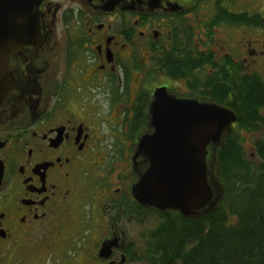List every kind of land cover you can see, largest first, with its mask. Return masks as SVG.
I'll list each match as a JSON object with an SVG mask.
<instances>
[{
  "label": "flooded vegetation",
  "instance_id": "obj_1",
  "mask_svg": "<svg viewBox=\"0 0 264 264\" xmlns=\"http://www.w3.org/2000/svg\"><path fill=\"white\" fill-rule=\"evenodd\" d=\"M21 27L0 55V264H181L166 232L224 192L187 218L141 205L138 143L177 123L170 102L216 106L235 120L206 165L228 140L261 165L264 0H0V29Z\"/></svg>",
  "mask_w": 264,
  "mask_h": 264
},
{
  "label": "water",
  "instance_id": "obj_2",
  "mask_svg": "<svg viewBox=\"0 0 264 264\" xmlns=\"http://www.w3.org/2000/svg\"><path fill=\"white\" fill-rule=\"evenodd\" d=\"M39 1L31 0V6ZM0 32L3 34L0 55L5 56L6 66L10 52L29 43L34 31L21 27L0 29ZM154 107H159L157 101ZM158 112L160 118L177 123L154 125L153 133L139 140L138 151L144 154L149 166L132 189L135 200L160 211H177L186 218L195 216L212 200L215 208L223 188L214 175L215 157L213 164L206 165V147L215 150L221 144L223 133L235 120L234 115L216 106L196 107L176 101Z\"/></svg>",
  "mask_w": 264,
  "mask_h": 264
},
{
  "label": "trees",
  "instance_id": "obj_3",
  "mask_svg": "<svg viewBox=\"0 0 264 264\" xmlns=\"http://www.w3.org/2000/svg\"><path fill=\"white\" fill-rule=\"evenodd\" d=\"M246 93L252 107L262 104L255 90ZM261 157L255 168L237 141L220 148L216 176L224 195L217 209L166 232L164 245L181 264H264V152Z\"/></svg>",
  "mask_w": 264,
  "mask_h": 264
},
{
  "label": "rangeland",
  "instance_id": "obj_4",
  "mask_svg": "<svg viewBox=\"0 0 264 264\" xmlns=\"http://www.w3.org/2000/svg\"><path fill=\"white\" fill-rule=\"evenodd\" d=\"M242 145L247 150L248 154L251 153V143H249V142H242Z\"/></svg>",
  "mask_w": 264,
  "mask_h": 264
}]
</instances>
